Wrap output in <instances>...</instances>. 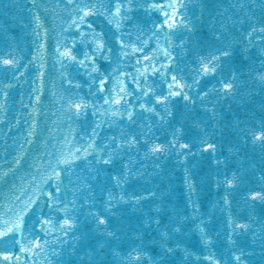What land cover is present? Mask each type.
Instances as JSON below:
<instances>
[{
  "label": "water",
  "instance_id": "95a60500",
  "mask_svg": "<svg viewBox=\"0 0 264 264\" xmlns=\"http://www.w3.org/2000/svg\"><path fill=\"white\" fill-rule=\"evenodd\" d=\"M77 3L80 0H36L35 4L32 0H0V56L18 61L17 66L0 65V221L12 219L28 207L20 229L0 238V253L12 254L8 260L0 256V264H126L124 256L137 246L154 260L163 257L162 264H209L206 257L210 253L222 264H234L233 253L240 250L248 264H264V202L248 199L251 191L260 190L264 184V148L244 139L248 127L264 117V83L257 78L264 72V56L260 53L264 45L255 38L258 34L251 43L246 36L250 27H259L258 22L264 21L261 0H184V17L190 30H167L168 43L162 38L165 30L154 28L160 23L159 11L137 7L129 13L131 19L123 22V32L132 34V42L141 33L142 39H148L155 32L175 58L172 67L192 84L188 90L191 99L173 97L160 105L153 94L144 97L130 77L127 83L135 96L128 97V101L135 108L134 122L127 116L106 119L95 139L96 147L103 152L90 149L86 158L81 156L73 162L70 171L59 165L63 173L58 196L61 203L50 206L48 192H54L58 183L50 177L54 170L51 165L62 154L86 146L92 128L99 123L91 109L86 116L73 115L61 97L78 92L95 103L104 95L93 99L91 94L97 88L89 87L91 82L84 69L57 59V41L63 45L65 38L78 35L77 29L68 27ZM37 14L42 27L35 19ZM93 22L110 36L114 31L104 16L93 17ZM181 40L185 41L182 46ZM150 44L151 48L157 47L155 40ZM227 46L233 55L222 59L218 75L235 71L238 87L235 94L224 96L214 90L217 76L198 77L196 69L199 56ZM79 47L82 45L78 41ZM151 48H146V54ZM140 55L122 57L117 65L114 54L111 64L101 62V70L111 72L117 68L120 73H132L139 67L135 60ZM166 63L161 50L156 67ZM195 79H199L198 85L193 84ZM148 85L155 88V95L167 91L161 75L150 77ZM203 92L207 96H202ZM37 95L41 96L40 102L35 99ZM136 96L141 98L137 100ZM140 103L157 106L150 112L141 109ZM126 109L127 105L121 110ZM121 133L124 139L135 136L139 144L118 148ZM174 133L181 142L193 145L186 157L172 146L159 155L147 153L152 143H167ZM201 141L217 143L218 153L204 152ZM110 148L116 150L113 164L98 163L97 158L106 156ZM217 160L219 163L214 162ZM126 172L131 173L127 182L116 184L113 177L123 178ZM233 172L238 182L229 188L223 178L231 177ZM186 175L195 191H190ZM41 177L45 182L38 184ZM121 192L126 196L151 195L139 204L113 201L116 215L109 218V230L116 236H108L97 228L90 213L93 207L103 208L108 193L118 197ZM193 203L198 207L193 208ZM65 207L69 218L77 220L74 230L64 235L59 227L53 230L42 226L45 218L53 223L62 221L65 212L61 209ZM230 215L250 227L232 232ZM176 225L181 226L180 231H174ZM201 226L212 236L210 244L205 243ZM165 230L167 237L162 236ZM37 239L39 247H35ZM165 245L172 252H166ZM143 264H148L147 259Z\"/></svg>",
  "mask_w": 264,
  "mask_h": 264
},
{
  "label": "snow or ice",
  "instance_id": "6c2138e0",
  "mask_svg": "<svg viewBox=\"0 0 264 264\" xmlns=\"http://www.w3.org/2000/svg\"><path fill=\"white\" fill-rule=\"evenodd\" d=\"M35 4L36 0H32ZM72 0H69L71 3ZM261 4L264 5V0H261ZM137 7L157 10L161 13L159 17L160 23L154 24V28H159L165 30L162 32V38L165 43H168L167 37L169 32L167 30H178L180 27L188 28L190 30L189 21L184 17L185 4L184 0H142L141 3H137V0H107V6H105V0H80V3H77L73 7V12L75 15L68 22L69 28H75L78 30V35L76 37L65 38L63 45L59 41L56 44L57 59L61 60L63 63L67 61L69 64L76 63L80 68H83L85 74L90 80V85H95L97 88L96 93H92L93 99L96 98L98 94H104L101 99L93 100L86 98L84 95H81L78 92L70 93L67 97H61V100H66L68 105V111L73 113V115L86 116L91 109L92 114L96 116L99 123H97L91 130V135L86 141V146H81L73 152L65 153L58 158L55 165H51L54 169L50 177H54L58 182L57 186L54 189V192H48V197L50 200V206L52 204H60L61 201L58 199L59 194L62 191L63 184V173L59 168V165L63 164L70 171L73 166V162L84 156L85 158L89 155L90 149L96 152H103L104 149L97 148L95 144V139L97 138V130L100 128L101 124L105 122L106 119L111 120L117 116H127L130 122H134V111L135 108L132 106L128 97L135 96V93L129 89L127 80L132 77V84L136 89L140 90L144 97H147L150 93L155 96V100L160 105H166L173 97L182 96L185 100L191 99L188 94V90L192 88V84L187 83L184 80L183 75L180 72L172 67L175 63L174 56L170 53L169 48L164 47L161 44V39L157 38L155 32L148 39H142L143 33L141 36L135 38V42H132V34L123 32V22L125 20H130L131 17L128 15L133 12ZM104 16L106 22L112 26L114 31L109 32L105 31L102 27L97 28L93 22V17ZM39 27H42L40 22L39 14L35 17ZM259 27L252 26L248 30L246 36L249 40V43L252 41L254 34L256 39L261 42V45H264V21L258 22ZM47 30H45L46 33ZM125 35H127L128 42L125 41ZM155 40L157 47L151 48L150 41ZM79 45L82 47L78 48ZM180 45H184L185 41L181 40ZM115 48V53H114ZM146 48H151V52L146 54ZM163 50L164 56L166 57L167 63L161 67H156V60L159 52ZM141 54L139 58L135 60L136 65L139 67L135 69L132 73H120L117 68H112L111 72L101 70V62L107 60L110 64L113 62V55L116 56V63L119 65L120 58H127L129 56H136V54ZM260 53L264 56V46L260 48ZM233 55V51L230 46H227L225 49H215L210 51L206 56H199L198 61L199 65L196 69L198 77H208V76H217L216 88L224 96L233 95L237 92V79L238 74L233 71L231 75H218L221 71L220 65L222 59L230 58ZM100 61V62H98ZM264 64V60L261 61ZM0 65L4 66H17L18 61L14 58L8 56H0ZM156 75H161L166 83L167 91L164 95H155V88L148 85L150 77H155ZM262 83H264V72L258 73L257 77ZM68 84L72 85L73 81L68 80ZM109 84L111 87L109 88ZM193 84H199V79L193 80ZM10 86V85H9ZM76 87H79L77 82ZM146 89V90H145ZM34 92L37 89L33 90ZM207 92L201 93L202 96H207ZM7 95V93H3ZM141 97L136 96V99L139 100ZM36 101L40 102L41 96H36ZM117 106L115 109L112 106ZM127 105L126 110H121L124 106ZM2 106V105H0ZM156 104H153L149 107L146 103H140L139 107L141 109H146L147 111L153 112L156 109ZM103 109V111H100ZM99 113V115H97ZM171 115V113H169ZM35 124V122H33ZM33 133L30 131L28 133L31 136ZM123 133H121V139L117 144L119 148L121 145H138L139 141L135 136H131L128 139L123 138ZM111 140L115 141L116 137H110ZM244 139L247 141L250 139L251 143L254 145H259L264 148V117L259 121L254 122L247 129V134L244 136ZM71 143V141H67ZM147 143V142H146ZM203 144V151L208 152L211 155L218 153L217 143H212L208 141H201ZM170 146L175 147L177 152H182L185 157L191 152L193 145L187 142H181L180 137L175 133L172 136V139L167 143H152L147 148L148 154L159 155L165 151H168ZM115 149H109L106 156L98 157L97 162L101 161L105 165L113 164V156L115 155ZM231 151V149H229ZM20 161L17 160V163ZM219 163V161H214ZM39 167V165L37 166ZM187 173V170H185ZM130 172H126L121 178L117 175L113 177L116 184L120 185L127 182V178L130 175ZM35 180V177H33ZM186 182L190 191H195V185L191 181L190 176L186 175ZM264 180V176L261 177ZM224 183L227 187L231 188L236 185L238 182V177L235 172L231 174V177L224 176ZM44 178L37 182L44 183ZM219 186V184H217ZM90 187V186H89ZM39 191V188L36 189ZM151 195L146 193L145 196ZM145 196L137 195H125L123 192L119 196H114L112 193L107 194V199L104 201V206L102 209H97L95 207L91 210V216L95 221L97 228L102 232L106 233L108 236H116L115 231L109 230L110 217L116 215L113 211L115 204L113 201H116L118 204L121 200L123 201H134L139 204V202L145 198ZM248 199L253 203L259 201L264 202V184L260 185V190L251 191L248 194ZM89 204H93V201H86ZM225 204H229L227 192L224 196ZM29 204L31 201L28 202ZM193 208L198 207L195 203L192 204ZM28 211V207L25 206L22 208L21 212L14 216L12 219H5L0 221V238H7L8 234L11 233L14 229L19 230L23 224V215ZM65 212V217L62 221L58 223H53L52 219H43L41 221L42 226L47 225L52 227L55 230L59 227V230L67 235L68 232L74 230L77 223L76 218L73 216L69 218L67 215V208L61 209ZM156 223L159 224L160 221L157 219ZM229 226L232 232L247 230L250 225L244 221H236L231 218L229 219ZM181 226L176 225L174 231H180ZM200 231L205 243L210 244L212 242V236L201 226ZM169 233L165 230L162 233V236L167 237ZM229 241L234 243L229 237ZM31 244V242H29ZM40 241L37 239L35 247H39ZM166 252H172V248L164 246ZM179 247V245H177ZM26 250V249H25ZM0 256H3L5 260L11 259L12 254L9 252H2ZM245 253L240 250L233 253V262L234 264H248L244 259ZM147 259L148 264H162L163 257H158L153 259L147 252L142 248L137 246L136 248L128 251L127 255L124 256L126 264H143L144 260ZM209 264H222V260L217 258L214 253H210L206 257ZM227 258H225L226 260Z\"/></svg>",
  "mask_w": 264,
  "mask_h": 264
}]
</instances>
